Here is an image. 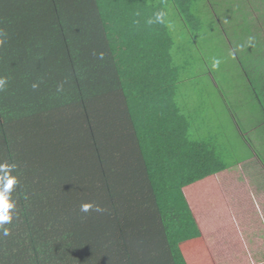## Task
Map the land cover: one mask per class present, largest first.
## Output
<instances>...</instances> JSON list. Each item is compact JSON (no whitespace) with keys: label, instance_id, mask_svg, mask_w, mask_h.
Segmentation results:
<instances>
[{"label":"trees","instance_id":"1","mask_svg":"<svg viewBox=\"0 0 264 264\" xmlns=\"http://www.w3.org/2000/svg\"><path fill=\"white\" fill-rule=\"evenodd\" d=\"M202 1L0 0V164L17 178L0 264H213L209 243L235 241L245 182L177 105L166 6L193 34ZM161 10L165 23L147 24Z\"/></svg>","mask_w":264,"mask_h":264},{"label":"rangeland","instance_id":"2","mask_svg":"<svg viewBox=\"0 0 264 264\" xmlns=\"http://www.w3.org/2000/svg\"><path fill=\"white\" fill-rule=\"evenodd\" d=\"M231 4L203 0L194 6L202 28L193 34L176 7L166 6V23L181 78L177 105L189 119L192 140L212 144L226 165L237 168L244 162L247 168L257 167L249 161L256 152L264 164V91L256 73L261 64L255 63L260 56L257 51L264 48V2L233 0ZM240 7L249 14L250 24H240ZM225 17L234 25L229 26ZM232 29L240 37H230ZM257 30L263 33L259 42ZM247 46L255 48L252 56H248ZM214 59L220 60L216 69L212 67Z\"/></svg>","mask_w":264,"mask_h":264},{"label":"crops","instance_id":"3","mask_svg":"<svg viewBox=\"0 0 264 264\" xmlns=\"http://www.w3.org/2000/svg\"><path fill=\"white\" fill-rule=\"evenodd\" d=\"M253 153V159L249 162L257 167L247 168L248 164L244 162L237 167L246 185L244 202L237 206L233 203L235 200H232L229 205L234 226L228 234L235 241L229 242V238L222 236L215 244L209 243L208 252L215 257L213 264H264V164L261 157L256 152ZM213 210L217 215L226 214L221 201ZM202 212H199V218ZM240 213L246 214V217L240 218Z\"/></svg>","mask_w":264,"mask_h":264},{"label":"clouds","instance_id":"4","mask_svg":"<svg viewBox=\"0 0 264 264\" xmlns=\"http://www.w3.org/2000/svg\"><path fill=\"white\" fill-rule=\"evenodd\" d=\"M136 15H139L137 12ZM166 13L164 11H156L151 17L148 18L147 24L152 25L156 23H165ZM3 41L0 40V43ZM103 53L100 54V58L103 59ZM220 65V60L214 59L212 62L213 69L218 68ZM7 83L6 78H0V90H3L4 85ZM37 87V85H33ZM15 165H9L7 163L0 164V230L4 236L9 235V229L5 228L4 225L10 223L13 220L12 209L15 208V202L11 200L10 195L13 190L14 185L17 183V178L11 175V170ZM95 210L96 212H104L105 209L99 205H94L92 203H84L80 206V211L87 213L90 210Z\"/></svg>","mask_w":264,"mask_h":264}]
</instances>
